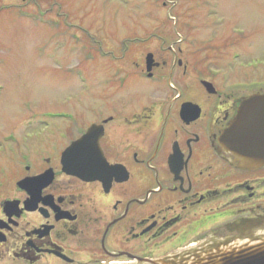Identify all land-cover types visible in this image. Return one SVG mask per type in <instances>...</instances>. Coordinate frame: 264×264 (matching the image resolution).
<instances>
[{
  "label": "flooded vegetation",
  "instance_id": "af4514ba",
  "mask_svg": "<svg viewBox=\"0 0 264 264\" xmlns=\"http://www.w3.org/2000/svg\"><path fill=\"white\" fill-rule=\"evenodd\" d=\"M236 42L208 54L215 43L132 38L119 58L98 52L109 75L97 81L91 120L46 118L45 132L13 141L0 264H136L211 238L241 243L238 224L264 215V165L240 167L222 135L244 100L264 95V59L244 66ZM91 126V145L67 161L87 179L62 158Z\"/></svg>",
  "mask_w": 264,
  "mask_h": 264
},
{
  "label": "rangeland",
  "instance_id": "374dc122",
  "mask_svg": "<svg viewBox=\"0 0 264 264\" xmlns=\"http://www.w3.org/2000/svg\"><path fill=\"white\" fill-rule=\"evenodd\" d=\"M158 37L217 44L207 50L236 38L249 67L264 59V0H0V180L18 141L45 132L46 114L91 120L97 81L109 75L98 52Z\"/></svg>",
  "mask_w": 264,
  "mask_h": 264
},
{
  "label": "water",
  "instance_id": "95a60500",
  "mask_svg": "<svg viewBox=\"0 0 264 264\" xmlns=\"http://www.w3.org/2000/svg\"><path fill=\"white\" fill-rule=\"evenodd\" d=\"M151 62V55L146 58ZM149 70V69H148ZM94 126L84 136L72 143L63 154L67 173L91 179V173H80L67 168L73 153L84 144L93 142ZM232 152L240 167L264 165V95H255L244 100L237 115L222 135V145ZM91 149V148H90ZM229 152V151H228ZM230 153V152H229ZM242 235L239 242L209 239L205 244L187 252L170 254L136 264H264V215L255 220L238 224Z\"/></svg>",
  "mask_w": 264,
  "mask_h": 264
}]
</instances>
